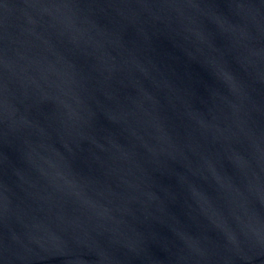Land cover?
Masks as SVG:
<instances>
[{
    "label": "water",
    "instance_id": "95a60500",
    "mask_svg": "<svg viewBox=\"0 0 264 264\" xmlns=\"http://www.w3.org/2000/svg\"><path fill=\"white\" fill-rule=\"evenodd\" d=\"M0 264H264V0H0Z\"/></svg>",
    "mask_w": 264,
    "mask_h": 264
}]
</instances>
